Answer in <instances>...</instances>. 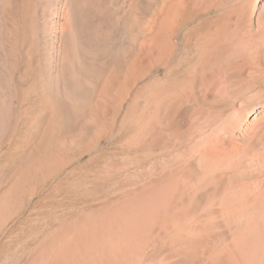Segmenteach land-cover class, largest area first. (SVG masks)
I'll list each match as a JSON object with an SVG mask.
<instances>
[{
	"label": "bare ground",
	"instance_id": "bare-ground-1",
	"mask_svg": "<svg viewBox=\"0 0 264 264\" xmlns=\"http://www.w3.org/2000/svg\"><path fill=\"white\" fill-rule=\"evenodd\" d=\"M87 157L26 264H264V0H0V225Z\"/></svg>",
	"mask_w": 264,
	"mask_h": 264
},
{
	"label": "rangeland",
	"instance_id": "rangeland-1",
	"mask_svg": "<svg viewBox=\"0 0 264 264\" xmlns=\"http://www.w3.org/2000/svg\"><path fill=\"white\" fill-rule=\"evenodd\" d=\"M120 148L121 145L116 139L111 138L103 140L101 150L105 152L103 156H107L112 155L113 149ZM155 157L152 160H154V165L159 167L158 165H162V161L157 156ZM88 158L73 163L70 169L78 166L76 173L72 172L71 175L68 173L67 176L63 174L64 176L61 175L59 178L49 181L46 186L44 185L35 194L27 196L25 205L23 204L20 210L13 213L6 219L7 221L5 220L0 225V264H26L28 262L31 248L36 244L38 237L51 224L55 215L76 204L77 196L70 180L75 181L78 174L86 169L85 162ZM147 160L149 159H145L143 163ZM95 165L96 163L93 164V166ZM136 177H138V174L131 175L129 178L132 180Z\"/></svg>",
	"mask_w": 264,
	"mask_h": 264
}]
</instances>
